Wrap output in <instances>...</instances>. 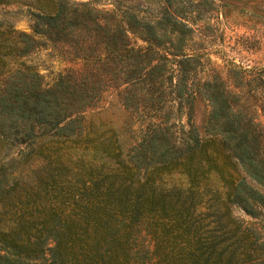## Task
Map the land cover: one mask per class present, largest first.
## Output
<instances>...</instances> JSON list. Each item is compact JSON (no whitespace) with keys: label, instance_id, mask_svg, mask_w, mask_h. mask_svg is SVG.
<instances>
[{"label":"trees","instance_id":"16d2710c","mask_svg":"<svg viewBox=\"0 0 264 264\" xmlns=\"http://www.w3.org/2000/svg\"><path fill=\"white\" fill-rule=\"evenodd\" d=\"M10 3L31 32L0 29V264H264L234 213L264 209V128L237 84L264 95V69L201 75L191 0ZM43 46L70 63L48 84L12 66ZM111 93L128 136L81 121Z\"/></svg>","mask_w":264,"mask_h":264},{"label":"rangeland","instance_id":"374dc122","mask_svg":"<svg viewBox=\"0 0 264 264\" xmlns=\"http://www.w3.org/2000/svg\"><path fill=\"white\" fill-rule=\"evenodd\" d=\"M191 8L200 10L194 19L195 31L190 46L202 54L200 74L217 69L221 79L236 76L239 78L247 72L264 69V0H191ZM98 6L111 7V0H98ZM191 19V18H190ZM31 20L22 5L0 4V29H15L31 32ZM28 65L43 76L44 83H51L57 73L70 63L63 60L56 52L46 46L39 47L26 56L12 63V66ZM203 68V69H202ZM234 68H241L236 72ZM245 71V72H244ZM206 73V74H207ZM245 77V78H246ZM242 80V79H240ZM240 85V93L246 100L249 111L264 128V95L248 92V85ZM208 110L203 100L196 103L195 121L201 122ZM129 111L114 93L107 94L101 107L91 109L82 116L81 121L90 130L96 132H118L128 136L130 123ZM135 127V125H134ZM11 152H17L19 145H12ZM234 213L254 224L264 238V209L258 216H251L236 206Z\"/></svg>","mask_w":264,"mask_h":264}]
</instances>
